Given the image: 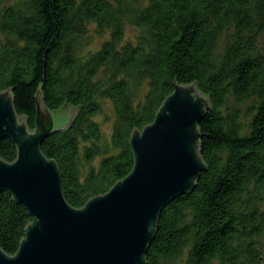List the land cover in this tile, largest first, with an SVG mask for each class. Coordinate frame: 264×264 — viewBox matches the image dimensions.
<instances>
[{"label": "trees", "instance_id": "16d2710c", "mask_svg": "<svg viewBox=\"0 0 264 264\" xmlns=\"http://www.w3.org/2000/svg\"><path fill=\"white\" fill-rule=\"evenodd\" d=\"M1 4L0 93L12 90L31 130L37 98L58 125L75 113L67 131L42 145L71 206L127 177L133 132L153 123L175 84H196L210 101L199 124L208 170L163 210L148 264H264V0ZM0 156L15 161L11 140L1 141ZM31 222L23 204L0 194L7 254L17 253Z\"/></svg>", "mask_w": 264, "mask_h": 264}, {"label": "water", "instance_id": "95a60500", "mask_svg": "<svg viewBox=\"0 0 264 264\" xmlns=\"http://www.w3.org/2000/svg\"><path fill=\"white\" fill-rule=\"evenodd\" d=\"M210 108L196 84H175L153 123L130 139L131 173L82 208L66 200L58 163L42 151L44 141L72 125H58L37 98L36 129L20 117L12 90L0 93V143L9 139L17 157L0 156V194L23 204L32 218L15 255L0 247V264H148L163 210L190 195L208 168L199 124Z\"/></svg>", "mask_w": 264, "mask_h": 264}, {"label": "rangeland", "instance_id": "374dc122", "mask_svg": "<svg viewBox=\"0 0 264 264\" xmlns=\"http://www.w3.org/2000/svg\"><path fill=\"white\" fill-rule=\"evenodd\" d=\"M13 0H7V3H10V2H12ZM0 6H2V4L0 5ZM134 35V33H132V31L129 29L128 31H127V36H126V38L129 40V39H132V36ZM261 42H263V44H264V36H262L261 37ZM98 44V43H97ZM92 47H95L94 45L92 46ZM58 117L60 118V120L61 119H66V112L64 111V110H62L61 112H59L58 114ZM104 131L106 132V133H109L110 132V126H104Z\"/></svg>", "mask_w": 264, "mask_h": 264}]
</instances>
